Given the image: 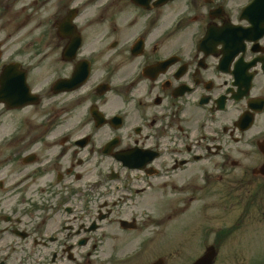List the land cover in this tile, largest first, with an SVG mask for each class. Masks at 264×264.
I'll return each mask as SVG.
<instances>
[{
  "label": "flooded vegetation",
  "instance_id": "obj_1",
  "mask_svg": "<svg viewBox=\"0 0 264 264\" xmlns=\"http://www.w3.org/2000/svg\"><path fill=\"white\" fill-rule=\"evenodd\" d=\"M11 25L30 35L0 42L18 93L0 103V264H193L210 247L219 264L218 241L244 238L229 252L264 264V0H0Z\"/></svg>",
  "mask_w": 264,
  "mask_h": 264
},
{
  "label": "rangeland",
  "instance_id": "obj_2",
  "mask_svg": "<svg viewBox=\"0 0 264 264\" xmlns=\"http://www.w3.org/2000/svg\"><path fill=\"white\" fill-rule=\"evenodd\" d=\"M3 30L0 31V42H2L3 48L6 49V54H16L17 53V49L19 48L20 42L21 41H25L30 33L28 32L25 36L21 35L17 32V27L16 26H9L4 32H2ZM8 122V120L5 119H0V125H1V136H7L9 134L10 131H6L3 130L4 125ZM1 150L0 152L2 153V155H6L8 152L4 149V147L2 145H0ZM5 151V152H4ZM216 161H218V159H216ZM172 221V220H171ZM177 224L178 225H186L187 222L189 221V214L186 213H182L179 215V217L176 219ZM170 221H167L166 224H168ZM161 240V238H160ZM176 240V239H174ZM178 243H182L185 245L183 247H189L192 248L195 245V239L192 238V235H184V238L181 239H177L176 240ZM220 243V248L222 249V253L220 255L219 264H253L252 260L250 258V256L248 254L242 253V254H232L229 251H233V248H241V249H245V246L247 244L246 239H242V243L235 245L236 239H230V240H226V241H218ZM153 246L155 247H159V248H166V250L169 249V244L162 242L160 243V241L156 244H154ZM241 253V252H240ZM227 254H232V255H227ZM236 255H243L242 257L244 258L246 257V260H248V262H246L245 260H243V262L241 263V261L238 259L239 257ZM249 257V258H248ZM261 257V256H259ZM258 257V258H259Z\"/></svg>",
  "mask_w": 264,
  "mask_h": 264
}]
</instances>
